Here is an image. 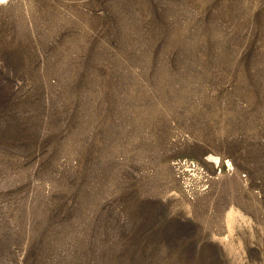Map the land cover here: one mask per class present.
<instances>
[{
	"label": "rangeland",
	"instance_id": "374dc122",
	"mask_svg": "<svg viewBox=\"0 0 264 264\" xmlns=\"http://www.w3.org/2000/svg\"><path fill=\"white\" fill-rule=\"evenodd\" d=\"M0 264H264V0L0 3Z\"/></svg>",
	"mask_w": 264,
	"mask_h": 264
},
{
	"label": "bare ground",
	"instance_id": "6f19581e",
	"mask_svg": "<svg viewBox=\"0 0 264 264\" xmlns=\"http://www.w3.org/2000/svg\"><path fill=\"white\" fill-rule=\"evenodd\" d=\"M8 0H0V3H5L7 2Z\"/></svg>",
	"mask_w": 264,
	"mask_h": 264
}]
</instances>
